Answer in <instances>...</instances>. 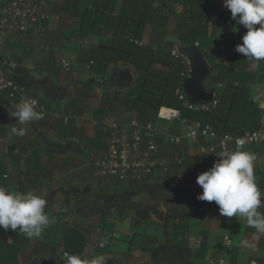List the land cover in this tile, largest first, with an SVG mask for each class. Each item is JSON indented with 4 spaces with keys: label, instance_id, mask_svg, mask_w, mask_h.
Instances as JSON below:
<instances>
[{
    "label": "crops",
    "instance_id": "0c3cea01",
    "mask_svg": "<svg viewBox=\"0 0 264 264\" xmlns=\"http://www.w3.org/2000/svg\"><path fill=\"white\" fill-rule=\"evenodd\" d=\"M39 5L49 14L42 33L0 29V65L20 88L13 97L0 91V186L44 198L51 220L39 238L18 251L16 264H68L58 232L61 221L85 235L82 259L104 255L118 264H264V233L239 216H221L215 202L197 199L202 188L196 177L213 166L221 151L198 158L197 145L185 137L169 144L168 136H184L192 121L181 111L180 118L160 123L162 154L180 159L168 171L119 181L101 176L95 162L105 154L112 127L128 115L138 116L128 100L137 84L129 42L141 41L157 54L172 45L174 54L184 44L182 23L183 30L195 24L204 31L199 47L211 77L217 73L220 78H210L206 88L218 92L216 84L224 81L245 93L260 112L252 127L241 114L208 116L206 123L218 134L264 130V61L247 60L235 51L246 29L231 18L223 0H39ZM63 59L70 69L63 67ZM90 60L94 63L87 69ZM179 62L183 76L189 64L184 57ZM28 98L38 99L47 112L21 126L10 113ZM225 102L234 100L230 95ZM156 113L149 108L145 121ZM13 127L26 128L25 135H13ZM228 150L256 154L254 172L264 201V144ZM260 211L264 214V208Z\"/></svg>",
    "mask_w": 264,
    "mask_h": 264
},
{
    "label": "clouds",
    "instance_id": "9594fccd",
    "mask_svg": "<svg viewBox=\"0 0 264 264\" xmlns=\"http://www.w3.org/2000/svg\"><path fill=\"white\" fill-rule=\"evenodd\" d=\"M223 5L236 24L246 29L241 37L242 43L236 45L235 51L247 60L264 61V0H223ZM37 104L34 99H24L10 115L21 126L43 119L45 114L37 110ZM10 131L22 137L26 128L13 127ZM215 155L219 159L213 166L196 177V183L202 188L197 199L215 202L221 216H239L249 227L264 233V214L260 211L264 208V201L254 172L256 154L225 149ZM46 203L44 198L33 192L8 191L0 186V229L18 231L28 239L39 238L51 224L44 211ZM107 258L96 255L82 259L80 255L72 254L68 264H105Z\"/></svg>",
    "mask_w": 264,
    "mask_h": 264
},
{
    "label": "built area",
    "instance_id": "2783aa9c",
    "mask_svg": "<svg viewBox=\"0 0 264 264\" xmlns=\"http://www.w3.org/2000/svg\"><path fill=\"white\" fill-rule=\"evenodd\" d=\"M48 19L49 14L40 11L39 0H0L1 30L42 33L43 23ZM131 42L138 47L144 46L143 42L138 40ZM174 54L178 55L176 52ZM93 63L94 61L90 60L86 68L89 69ZM62 65L66 70L70 69V64L65 59L62 60ZM216 85L218 92H214L213 98L209 101H191L179 85L175 87L174 95L182 108L194 113H209L220 103L221 92L226 82H219ZM19 89L15 81L5 76L4 69L0 65V91H7L8 96L13 97ZM28 99L38 101L36 98ZM37 110L43 111L44 114L47 112L40 101ZM179 112L180 109L161 106L152 120L144 122L135 115H128L120 124L114 125L107 138L104 156L95 161L99 174L119 181H140L148 178L156 169L166 172L172 164L180 163L178 157L170 158L162 154L160 143L161 121L180 118ZM183 137L197 145L195 156L198 158L217 150H228L230 147L242 150L252 145L264 144L263 129L247 130L239 135L231 132L218 134L209 123L197 119L192 120L187 126L184 136L170 135L167 141L171 145H178ZM201 138L208 139L212 143H201ZM196 209L203 210V208ZM225 242L230 244V239L226 237ZM64 256L68 257V254L64 253Z\"/></svg>",
    "mask_w": 264,
    "mask_h": 264
},
{
    "label": "trees",
    "instance_id": "16d2710c",
    "mask_svg": "<svg viewBox=\"0 0 264 264\" xmlns=\"http://www.w3.org/2000/svg\"><path fill=\"white\" fill-rule=\"evenodd\" d=\"M187 1L191 3V0ZM87 16L86 14L83 16L82 27L80 28L81 35L85 34ZM188 17H193V14L190 13ZM183 28L184 24L182 23L181 30L179 31L180 41L188 45H194L197 42L196 44L201 47L200 38L204 34L202 28L197 27L195 24H192L186 30H183ZM139 33L140 29L137 28L133 36H139ZM161 50L159 54L164 55V58L158 56L159 54H157L156 48L134 47V44L130 42L128 44L131 63L137 69V75L135 76L137 84L131 88L128 100L131 107L137 110V117L141 121L145 122L147 119V110L149 108L157 111L161 106H165L180 109L183 116L191 120L197 119L204 123L209 122L207 120L208 116L212 119L219 115L227 116V114L246 115L249 119V126H254L260 117L259 110L254 108L252 103L247 102L245 93L235 86H228L227 83L221 92L220 103L211 112L194 113L182 108L174 95V89L179 84L178 63L182 60V57L171 53L172 45H164V48H161ZM156 64L164 66V69H160ZM211 79L213 81H220L217 73H214ZM226 90H229V94L232 96V100H234L233 103L230 102L228 104L225 102V99L230 96L226 94ZM238 101L245 103V105L237 107L236 104H238ZM236 108L240 109L238 110ZM28 241L29 239L18 231H4L0 229V264H16L18 251L23 249Z\"/></svg>",
    "mask_w": 264,
    "mask_h": 264
},
{
    "label": "water",
    "instance_id": "95a60500",
    "mask_svg": "<svg viewBox=\"0 0 264 264\" xmlns=\"http://www.w3.org/2000/svg\"><path fill=\"white\" fill-rule=\"evenodd\" d=\"M176 53L184 57L189 64L187 77L183 81V90L193 102L209 101L214 92L208 90L206 82L211 78V69L208 66L204 53L195 44L187 46L179 44ZM58 232L63 251L68 254L82 255L86 248L85 235L66 221L58 224ZM105 264H118L114 259L107 258Z\"/></svg>",
    "mask_w": 264,
    "mask_h": 264
},
{
    "label": "rangeland",
    "instance_id": "374dc122",
    "mask_svg": "<svg viewBox=\"0 0 264 264\" xmlns=\"http://www.w3.org/2000/svg\"><path fill=\"white\" fill-rule=\"evenodd\" d=\"M172 47H173V46H172ZM157 67H159L160 69H164V66H162V65H158ZM181 68H182V63L179 62V63H178V72H179V84H178V85H179L182 89H184V88H183V81H184V79L187 77L188 72L185 71L184 75L181 76V75H180V73H181ZM188 71H189V70H188ZM178 85H176V86H178ZM166 127H168V126H166ZM168 128H169V127H168ZM162 129H163V125H162Z\"/></svg>",
    "mask_w": 264,
    "mask_h": 264
}]
</instances>
